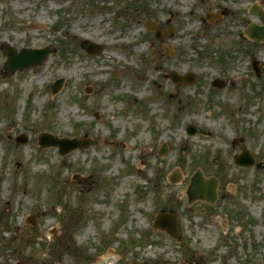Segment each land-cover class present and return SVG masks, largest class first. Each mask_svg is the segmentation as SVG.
<instances>
[{
    "label": "rangeland",
    "instance_id": "rangeland-1",
    "mask_svg": "<svg viewBox=\"0 0 264 264\" xmlns=\"http://www.w3.org/2000/svg\"><path fill=\"white\" fill-rule=\"evenodd\" d=\"M257 1L0 0V46L49 48L40 65L11 73L2 70L0 48V264H192V256L202 264H264V42L245 33L251 19H260L252 11ZM225 5L232 10L216 23L219 32L207 22L208 35L194 40L190 30L197 32L202 9ZM62 6L67 11L54 14ZM169 8L181 12L170 22L176 33L168 40L145 34L146 20L163 22ZM35 16L44 20L28 25ZM84 39L103 50L88 53ZM118 39L128 42L126 69L110 67L118 56L110 43ZM103 64L109 72L98 70ZM171 70H193L197 78L174 83ZM236 75L242 79L235 86L213 90L215 77ZM59 77L64 83L52 94ZM123 81L128 94L121 101L116 87ZM151 93L158 99L148 105ZM189 123L196 134H188ZM39 130L91 144L62 155L39 146ZM21 133L28 141L16 144L12 136ZM242 147L254 165L234 162ZM174 168L181 180L173 184ZM197 169L217 178L216 203L187 202ZM165 206L179 215L181 240L153 226V210ZM135 210L138 222L131 221ZM31 211L40 216L35 226L25 221ZM68 232V241L59 240Z\"/></svg>",
    "mask_w": 264,
    "mask_h": 264
},
{
    "label": "water",
    "instance_id": "water-1",
    "mask_svg": "<svg viewBox=\"0 0 264 264\" xmlns=\"http://www.w3.org/2000/svg\"><path fill=\"white\" fill-rule=\"evenodd\" d=\"M262 19L264 21V17L262 16ZM250 35L252 37H256V38H262L264 39V30L263 31H259L258 26H252L251 29L249 30ZM5 51L9 57V60L6 63V67L8 69H15V68H19V67H24L27 65H31V64H35V63H40L43 58H44V54L40 53L39 50H32V49H23L22 53L20 54V56H17L16 54L13 53V51L9 48V47H5ZM174 77V79L180 80L182 79L181 76L178 75H172ZM189 81H192V77ZM191 131H195V130H191ZM61 145V143H59ZM78 143L75 142V144H73V146H69V147H61L62 151H67L70 148H74L76 146H78ZM88 143H85V145H87ZM72 145V144H71ZM245 151V150H244ZM237 162H241L244 164H248L251 163L253 161L252 156L249 155V153L247 151H245L244 154L240 156H238L236 158ZM215 185H216V179L212 178L211 180H209L208 182L204 180V178L202 177V173L200 171H198L191 180V184H190V189H189V195H190V200L193 199L195 196H202V197H209L211 200H214L216 197V191H215ZM174 214L173 213H161L158 216V220L157 223L160 224H165L168 226V230L174 234L173 230L175 227V221H174ZM170 219V220H169ZM171 222V225L169 224Z\"/></svg>",
    "mask_w": 264,
    "mask_h": 264
},
{
    "label": "bare ground",
    "instance_id": "bare-ground-1",
    "mask_svg": "<svg viewBox=\"0 0 264 264\" xmlns=\"http://www.w3.org/2000/svg\"><path fill=\"white\" fill-rule=\"evenodd\" d=\"M263 2H264V0H261V1L259 0V2H258V3L260 4V5H259V8H260V9H264V8L261 6ZM231 10H232V7H231ZM34 12H36V11H34ZM40 17H41V19H44V16H40ZM37 21H40V19H37ZM64 30H65L67 33H73L70 29H66V28H65ZM75 34L78 35L77 33H75ZM34 44H38V42L35 41ZM76 111H77V110H76ZM210 134H211V133H208V135H210Z\"/></svg>",
    "mask_w": 264,
    "mask_h": 264
},
{
    "label": "flooded vegetation",
    "instance_id": "flooded-vegetation-1",
    "mask_svg": "<svg viewBox=\"0 0 264 264\" xmlns=\"http://www.w3.org/2000/svg\"><path fill=\"white\" fill-rule=\"evenodd\" d=\"M163 40H166V38H163Z\"/></svg>",
    "mask_w": 264,
    "mask_h": 264
}]
</instances>
